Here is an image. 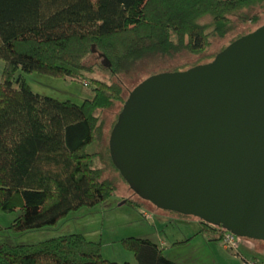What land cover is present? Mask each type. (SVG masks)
Masks as SVG:
<instances>
[{
    "label": "trees",
    "instance_id": "obj_1",
    "mask_svg": "<svg viewBox=\"0 0 264 264\" xmlns=\"http://www.w3.org/2000/svg\"><path fill=\"white\" fill-rule=\"evenodd\" d=\"M263 15L264 0H0V212L20 211L9 227L54 226L72 211L112 204L117 181H125L108 144L129 93L124 77L209 61L264 23ZM34 71L76 79L91 93L81 102L43 94L25 77ZM112 109L106 130L104 112ZM198 225L171 244L199 233L221 241L227 231L200 218ZM119 241L135 262L109 259L101 240L71 231L37 243L3 242L0 264H180L149 237Z\"/></svg>",
    "mask_w": 264,
    "mask_h": 264
},
{
    "label": "water",
    "instance_id": "obj_2",
    "mask_svg": "<svg viewBox=\"0 0 264 264\" xmlns=\"http://www.w3.org/2000/svg\"><path fill=\"white\" fill-rule=\"evenodd\" d=\"M108 144L140 197L264 240V23L209 61L138 82Z\"/></svg>",
    "mask_w": 264,
    "mask_h": 264
},
{
    "label": "rangeland",
    "instance_id": "obj_3",
    "mask_svg": "<svg viewBox=\"0 0 264 264\" xmlns=\"http://www.w3.org/2000/svg\"><path fill=\"white\" fill-rule=\"evenodd\" d=\"M260 21L264 22V15ZM247 26L245 25V27ZM215 42V46H217L219 40L215 39ZM2 65L3 62L0 59V75ZM24 74L34 90L59 99L70 98L81 102L84 97L91 93L89 86H85L82 82L70 77H55L35 71L24 72ZM146 76L145 72L138 76L135 73L134 76L124 77V94L128 93L141 78ZM114 109L104 112V115L107 116L106 130L109 127ZM88 148L90 149V146ZM93 165H100L98 158H94ZM126 198L133 199L140 204V207L134 208L126 204ZM111 200L113 201L112 204L105 203L91 209L84 208L86 212L83 209L72 211L54 226L27 229L22 232H14L9 227L13 218L20 211L18 209L11 212L1 211L0 245L3 242L12 244L37 243L61 233L92 230L89 236L98 241L101 240L103 255L119 262L125 260L135 262L132 252L125 249L119 241L120 237L132 234L146 236L157 242L164 240V254L171 256L180 264H264V240L262 239L241 237L239 243L242 246L238 249L239 252H235L233 249L224 246L220 240H213L216 243L210 249L207 246L209 236L199 233L188 242L171 247L170 244L174 240L191 236L198 230V217L194 215L183 216L174 211L161 209L137 195L128 183L121 179L117 181V187ZM143 212H145V216Z\"/></svg>",
    "mask_w": 264,
    "mask_h": 264
},
{
    "label": "built area",
    "instance_id": "obj_4",
    "mask_svg": "<svg viewBox=\"0 0 264 264\" xmlns=\"http://www.w3.org/2000/svg\"><path fill=\"white\" fill-rule=\"evenodd\" d=\"M221 241L227 248L236 249L240 241V236L227 230L226 232H224Z\"/></svg>",
    "mask_w": 264,
    "mask_h": 264
},
{
    "label": "crops",
    "instance_id": "obj_5",
    "mask_svg": "<svg viewBox=\"0 0 264 264\" xmlns=\"http://www.w3.org/2000/svg\"><path fill=\"white\" fill-rule=\"evenodd\" d=\"M87 232H89V234L88 235H90V233L92 232V230H86V234H87ZM161 243H165V241L164 240H162V242ZM216 243V241H213V240H207V246L210 248V249H212V246L214 245ZM170 246L172 247V244H170ZM240 246H242V245H240ZM240 246H239V248H240ZM238 248V249H239ZM165 249V248H164ZM168 256V255H167ZM170 258H172L171 256H169ZM244 259L246 260V258L244 257ZM247 262V261H246Z\"/></svg>",
    "mask_w": 264,
    "mask_h": 264
}]
</instances>
